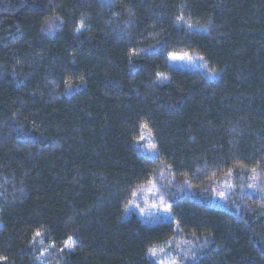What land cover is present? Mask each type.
Returning a JSON list of instances; mask_svg holds the SVG:
<instances>
[{
	"label": "trees",
	"instance_id": "obj_1",
	"mask_svg": "<svg viewBox=\"0 0 264 264\" xmlns=\"http://www.w3.org/2000/svg\"><path fill=\"white\" fill-rule=\"evenodd\" d=\"M149 182L170 222L123 218ZM170 243L264 264V0H0V264H158Z\"/></svg>",
	"mask_w": 264,
	"mask_h": 264
},
{
	"label": "rangeland",
	"instance_id": "obj_2",
	"mask_svg": "<svg viewBox=\"0 0 264 264\" xmlns=\"http://www.w3.org/2000/svg\"><path fill=\"white\" fill-rule=\"evenodd\" d=\"M201 62V59L193 55H170L167 59L169 67L180 70L198 69L201 66ZM137 147L142 154L151 156L153 153L151 136L144 127L140 129V138L137 142ZM229 178L220 180L213 188L212 202L214 204L224 205L225 198L231 188ZM131 214L137 216V218L147 225L171 221V216L165 202L158 195L154 184L150 182L142 185L133 193L130 203L123 213V218ZM179 250V245L170 243L167 246L155 250L152 256L158 264H177L174 257Z\"/></svg>",
	"mask_w": 264,
	"mask_h": 264
}]
</instances>
